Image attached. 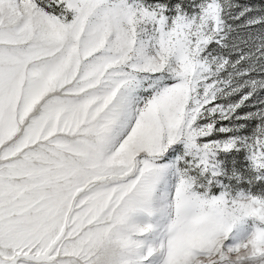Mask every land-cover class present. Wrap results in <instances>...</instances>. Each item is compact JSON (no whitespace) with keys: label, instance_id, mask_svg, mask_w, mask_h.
Here are the masks:
<instances>
[{"label":"snow or ice","instance_id":"snow-or-ice-1","mask_svg":"<svg viewBox=\"0 0 264 264\" xmlns=\"http://www.w3.org/2000/svg\"><path fill=\"white\" fill-rule=\"evenodd\" d=\"M0 264H264V3L0 0Z\"/></svg>","mask_w":264,"mask_h":264},{"label":"rangeland","instance_id":"rangeland-1","mask_svg":"<svg viewBox=\"0 0 264 264\" xmlns=\"http://www.w3.org/2000/svg\"><path fill=\"white\" fill-rule=\"evenodd\" d=\"M235 3L240 4V5H245V4H249V5H254L257 3V0H234ZM260 2L264 3V0H260ZM244 164H245V159H244V155L240 154L237 157V161H236V169L237 171H243V178H251L254 179L253 173L249 170V171H244ZM242 177L240 176H236L235 179H241Z\"/></svg>","mask_w":264,"mask_h":264}]
</instances>
